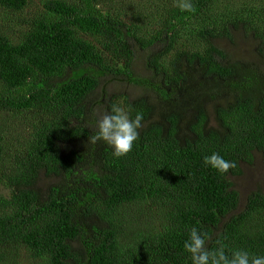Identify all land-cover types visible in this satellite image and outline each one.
<instances>
[{
  "label": "trees",
  "instance_id": "trees-1",
  "mask_svg": "<svg viewBox=\"0 0 264 264\" xmlns=\"http://www.w3.org/2000/svg\"><path fill=\"white\" fill-rule=\"evenodd\" d=\"M106 1L44 0L19 39L0 33V264L21 250L32 264H191L192 227L212 250L264 255V193L242 204L233 181L264 156V0H164L151 34ZM239 34L256 42L247 60L218 45ZM122 82L147 95L108 93ZM114 106L144 116L118 159L89 139ZM212 153L237 167L218 174Z\"/></svg>",
  "mask_w": 264,
  "mask_h": 264
},
{
  "label": "rangeland",
  "instance_id": "rangeland-1",
  "mask_svg": "<svg viewBox=\"0 0 264 264\" xmlns=\"http://www.w3.org/2000/svg\"><path fill=\"white\" fill-rule=\"evenodd\" d=\"M43 1L28 0L26 8L20 13H14L0 6V33L8 35L13 40L19 39L27 28L25 21L33 12H41ZM163 4L164 0H107L103 6L104 10L108 8L111 10L110 16L113 18L117 16L130 28L136 27L145 34H151L154 23H157L154 20H158L162 14L161 7ZM252 43H256L252 37L239 34L234 38L232 44L222 40L218 45L233 58L247 60L250 50L253 49V46H250ZM155 50L157 53L162 52L160 47H156ZM145 60L146 58L141 55L136 56L132 65V70L136 75L145 76L147 74ZM108 93L116 96L121 95L128 101L147 95L145 89L127 82L114 83L113 86H108ZM119 104L121 105L120 100ZM242 170L244 175L234 178L233 181L240 192L241 203L244 204L249 193L256 190L264 193V156L256 154L252 167L244 165ZM7 264H32V260L26 251H13Z\"/></svg>",
  "mask_w": 264,
  "mask_h": 264
},
{
  "label": "clouds",
  "instance_id": "clouds-1",
  "mask_svg": "<svg viewBox=\"0 0 264 264\" xmlns=\"http://www.w3.org/2000/svg\"><path fill=\"white\" fill-rule=\"evenodd\" d=\"M192 6L191 0H180L178 4L182 12L190 11ZM143 119V113H137L131 118L123 107L114 106L96 121L95 133L90 136V142H103L111 149L114 158L124 157L138 141ZM203 164L221 175L237 167L236 161L227 160L218 153L205 156ZM183 250L188 254L191 264H264V255H255L246 249H233L230 255L225 253L223 246L210 249L206 234L196 227L188 231Z\"/></svg>",
  "mask_w": 264,
  "mask_h": 264
}]
</instances>
